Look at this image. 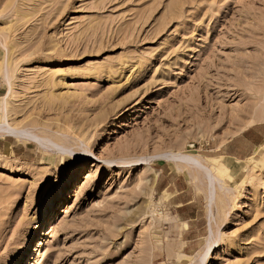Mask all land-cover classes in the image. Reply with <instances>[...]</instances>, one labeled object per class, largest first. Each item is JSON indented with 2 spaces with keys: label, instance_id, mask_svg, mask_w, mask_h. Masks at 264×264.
<instances>
[{
  "label": "rangeland",
  "instance_id": "obj_1",
  "mask_svg": "<svg viewBox=\"0 0 264 264\" xmlns=\"http://www.w3.org/2000/svg\"><path fill=\"white\" fill-rule=\"evenodd\" d=\"M6 102L0 264H264V0H0Z\"/></svg>",
  "mask_w": 264,
  "mask_h": 264
},
{
  "label": "bare ground",
  "instance_id": "obj_2",
  "mask_svg": "<svg viewBox=\"0 0 264 264\" xmlns=\"http://www.w3.org/2000/svg\"><path fill=\"white\" fill-rule=\"evenodd\" d=\"M8 109H9L8 102H6V104L3 105V108L0 111V134H5L8 137L17 138L24 141L31 140L38 143L42 148L43 143L40 142L37 138L27 137L24 134L20 133L19 129H9L11 128V125L10 124L6 125L8 121L7 114L10 111ZM249 111L248 113H250ZM251 118H252L251 122H254L258 119H264V117L262 116H260V118L258 119L253 117ZM189 148H192V146H190ZM161 160L172 162L176 166L177 170L180 172H188L189 177L193 180L196 187L205 193V197L207 200V207H208V216H209L210 246L208 248V253L206 254V256H204L202 260V263H204L208 258L211 249L214 248V245H211L212 237H214L215 233L218 232V231L215 232L217 220H215V215H214L217 212V211L215 212V207H216L215 202L220 190L218 186L219 184L221 185V183L223 182V176H226L225 174L229 171V169L221 165L219 168L215 170V172H213L203 158L197 155H192L190 154V152L188 153L179 152V153L168 154L162 156ZM201 178L203 181L202 183H201ZM203 184H205L206 186L205 189H203L202 187Z\"/></svg>",
  "mask_w": 264,
  "mask_h": 264
},
{
  "label": "crops",
  "instance_id": "obj_3",
  "mask_svg": "<svg viewBox=\"0 0 264 264\" xmlns=\"http://www.w3.org/2000/svg\"><path fill=\"white\" fill-rule=\"evenodd\" d=\"M160 185V184H159ZM170 190V188L168 189ZM187 195H190V192L188 191V187H187V190H185L184 192H176V195H174V197L172 198L173 201L177 200V199H183V198H186L188 197ZM190 203L186 204V205H189ZM186 205H182V206H186Z\"/></svg>",
  "mask_w": 264,
  "mask_h": 264
}]
</instances>
